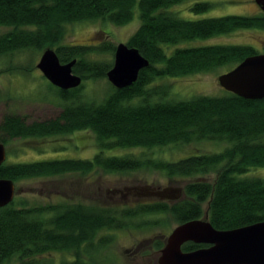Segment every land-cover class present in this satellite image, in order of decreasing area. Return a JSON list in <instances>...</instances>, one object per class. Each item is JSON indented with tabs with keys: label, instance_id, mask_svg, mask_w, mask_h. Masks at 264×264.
Listing matches in <instances>:
<instances>
[{
	"label": "trees",
	"instance_id": "obj_1",
	"mask_svg": "<svg viewBox=\"0 0 264 264\" xmlns=\"http://www.w3.org/2000/svg\"><path fill=\"white\" fill-rule=\"evenodd\" d=\"M183 1L0 0V26L7 28L0 33V74L30 71L32 66L15 64L14 57L51 47L61 62L77 60L74 72L83 81L107 78L112 63L90 59L89 55L114 52V45L108 41L66 44L67 25L99 19L116 26L126 25L134 18L136 5L140 25L126 43L150 61L134 84L121 89L113 86L102 102L83 99L82 85L62 90L49 82L64 102L57 117L29 122L22 115L6 114L0 123V142L5 145L17 138L41 139L89 130L95 134L100 150L91 159L4 163L0 178L18 183L68 173L89 176L99 171L125 173L153 166L170 179L187 181L181 198L171 202L151 197L153 200L124 206L81 202L32 206L27 201L17 204L14 200L0 208V264L14 256L19 258V264H55L49 258L55 251L75 255V259L60 264H92L82 258V248L95 250V240L101 232L132 228L137 226L136 220L143 218L148 222L154 215H171L177 224L208 217L218 229L264 221V178L243 177L264 167V99H245L227 91L220 96L200 94L175 100L168 98V84L151 86L162 77H183L223 67L229 71L246 57L260 53L250 45L213 44L177 48L168 56L163 46L236 29H264V11L252 16L187 20L168 10ZM210 7L207 2L197 3L193 10L202 12ZM202 140L225 141L228 146L221 152L198 153L176 161L104 154L105 149H152ZM209 175L214 178H206ZM99 243L108 241L104 238ZM164 243L156 241L155 249L160 251ZM203 246L206 245L187 242L183 250Z\"/></svg>",
	"mask_w": 264,
	"mask_h": 264
},
{
	"label": "rangeland",
	"instance_id": "obj_2",
	"mask_svg": "<svg viewBox=\"0 0 264 264\" xmlns=\"http://www.w3.org/2000/svg\"><path fill=\"white\" fill-rule=\"evenodd\" d=\"M210 3L211 7L202 12H195L197 3ZM135 16L126 25L116 26L103 20L78 22L67 25L66 44H82L95 42L103 44L111 42L115 49L128 38L140 25L139 9L135 6ZM169 11L187 20H198L225 15H259L261 7L255 0H184L171 6ZM6 27L0 26V33ZM213 44H242L250 45L258 52H264V29L257 27L236 29L225 34H218L210 38H197L183 41L178 44H165L163 47L167 55H171L177 48L198 47ZM48 48V47H47ZM46 49V48H45ZM42 51H28L14 57L15 64L32 66L30 71L0 74V123L8 113L24 116L29 122L55 118L62 110L63 100L56 89L38 69L37 63ZM115 51H107L100 55H89L90 59L114 63ZM3 62V59H0ZM111 66V67H112ZM223 67L209 72H199L183 77H162L156 79L151 86L168 84L170 86L169 99L186 100L197 95L220 96L226 94L218 81V76L226 72ZM82 85V86H81ZM83 99L102 102L112 91L113 85L107 78L86 79L81 84ZM79 87V86H78ZM228 144L225 141L202 140L188 144H176L163 147L147 148H112L105 149L106 156L134 154L144 158L179 160L198 153H212L223 151ZM7 159L5 163L34 162L48 159H91L99 152L96 136L92 131L82 130L73 133L52 136L47 138H17L6 144ZM264 178V167H258L243 175ZM210 180L214 175L206 176ZM193 177L192 179H195ZM189 179V180H192ZM186 180L170 179L159 168L145 166L138 170L125 173L94 172L91 175L68 173L60 177H39L20 180L16 183L15 201H27L28 205H48L59 203H85L98 205H133L134 203L157 200L160 197H149L134 194L126 188L137 187L145 192L144 188L166 187L183 188ZM142 188V189H141ZM126 195L128 197H126ZM164 198L171 202L181 198ZM163 200V199H162ZM18 204V203H17ZM153 216V215H152ZM151 216V217H152ZM155 216V217H154ZM152 219L136 220L137 226L128 229L105 230L95 241L98 246L95 250L84 246L82 258L92 264H158L159 251L155 249L158 240H166L169 233L178 224L171 215L163 217L154 215ZM149 217V216H148ZM155 218V219H154ZM165 221V222H164ZM150 222V223H149ZM139 225V226H138ZM108 241L101 244L100 240ZM104 242V241H103ZM145 254V256H143ZM48 258V256H47ZM49 258L53 263L60 264L63 260H73L75 255L70 251H55ZM51 260V259H50ZM4 264H19L17 256L12 257Z\"/></svg>",
	"mask_w": 264,
	"mask_h": 264
},
{
	"label": "water",
	"instance_id": "obj_3",
	"mask_svg": "<svg viewBox=\"0 0 264 264\" xmlns=\"http://www.w3.org/2000/svg\"><path fill=\"white\" fill-rule=\"evenodd\" d=\"M264 11V0H255ZM76 59L61 62L55 48L42 51L38 69L54 86L62 90L77 88L83 78L74 72ZM150 65L139 49L127 43L116 46L114 63L107 72L111 84L118 89L134 84L142 69ZM219 84L227 91L245 99H264V53L246 57L231 70L218 76ZM7 159L5 143L0 142V166ZM144 188L145 193L164 198H177L183 188ZM16 197V183L0 178V208L12 203ZM187 242L203 244L192 251H184ZM158 264H264V221L233 228L218 229L208 217L178 224L167 236L159 251Z\"/></svg>",
	"mask_w": 264,
	"mask_h": 264
},
{
	"label": "flooded vegetation",
	"instance_id": "obj_4",
	"mask_svg": "<svg viewBox=\"0 0 264 264\" xmlns=\"http://www.w3.org/2000/svg\"><path fill=\"white\" fill-rule=\"evenodd\" d=\"M127 190H130V191H134L133 193L134 194H139V195H147L144 191H140V190H138V188L137 187H133V188H126ZM142 189V188H141ZM157 190H159V189H154L153 191H157ZM152 190H149L148 191V195L147 196H149V197H157V196H155V195H152V194H150V192H151Z\"/></svg>",
	"mask_w": 264,
	"mask_h": 264
}]
</instances>
